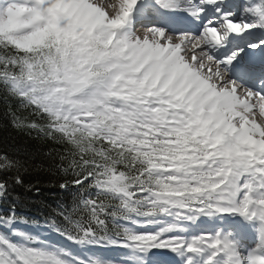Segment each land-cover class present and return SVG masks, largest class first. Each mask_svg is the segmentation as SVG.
Wrapping results in <instances>:
<instances>
[{
	"label": "snow or ice",
	"instance_id": "snow-or-ice-1",
	"mask_svg": "<svg viewBox=\"0 0 264 264\" xmlns=\"http://www.w3.org/2000/svg\"><path fill=\"white\" fill-rule=\"evenodd\" d=\"M0 92L70 196L0 264H264V0H0Z\"/></svg>",
	"mask_w": 264,
	"mask_h": 264
},
{
	"label": "trees",
	"instance_id": "trees-1",
	"mask_svg": "<svg viewBox=\"0 0 264 264\" xmlns=\"http://www.w3.org/2000/svg\"><path fill=\"white\" fill-rule=\"evenodd\" d=\"M53 145L27 135L24 131L15 129L11 123V117L7 114L6 105L3 101V94L0 92V154H6L14 159L31 160L33 163H43L47 166V153ZM13 173L0 172V178H8ZM25 184H37L40 193L29 192L26 187L15 185L11 180L12 187L9 188L7 200L0 201V213L7 211L14 202H19L17 207L18 214L43 219L48 215L52 208H55L58 202L69 203V194L59 189L55 178L45 172H36L30 170L23 176Z\"/></svg>",
	"mask_w": 264,
	"mask_h": 264
},
{
	"label": "rangeland",
	"instance_id": "rangeland-1",
	"mask_svg": "<svg viewBox=\"0 0 264 264\" xmlns=\"http://www.w3.org/2000/svg\"><path fill=\"white\" fill-rule=\"evenodd\" d=\"M21 227H24V226H21Z\"/></svg>",
	"mask_w": 264,
	"mask_h": 264
},
{
	"label": "bare ground",
	"instance_id": "bare-ground-1",
	"mask_svg": "<svg viewBox=\"0 0 264 264\" xmlns=\"http://www.w3.org/2000/svg\"><path fill=\"white\" fill-rule=\"evenodd\" d=\"M116 254V253H115Z\"/></svg>",
	"mask_w": 264,
	"mask_h": 264
}]
</instances>
